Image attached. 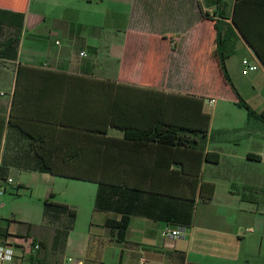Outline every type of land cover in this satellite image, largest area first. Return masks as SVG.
Here are the masks:
<instances>
[{
  "label": "crops",
  "instance_id": "crops-1",
  "mask_svg": "<svg viewBox=\"0 0 264 264\" xmlns=\"http://www.w3.org/2000/svg\"><path fill=\"white\" fill-rule=\"evenodd\" d=\"M52 1L0 0V49L5 48L9 37L19 35L15 46L17 57L11 56L12 50L8 51L10 55H0V184L14 182L11 175L14 171L20 177L17 187L26 183L23 180L25 174L39 173L51 181V185L38 192L31 183L32 197L40 199L43 205L46 197L51 193L54 197L57 193V183L68 185L72 197L56 201L75 207L77 215L66 245L57 252L60 257H52L41 248L43 233L33 232L34 224L27 218L19 221L21 230L16 232L12 229V221L9 222L14 219L2 215L0 244L11 241L20 250L22 237L33 236L41 247L30 254L27 252L24 264H264V166L261 165L264 162V133L253 146L243 150L238 149L237 142L228 145L227 136L218 141L219 145L213 146L211 116L207 137L199 143L205 152L218 151L220 159L217 162L203 159L199 178L214 182L213 197L204 199L199 193L195 196L192 221L184 225L180 236L172 237L164 231L167 226L183 224L140 211L131 215L126 238L119 241L112 235L106 220L119 218L121 214L114 209L97 208L96 181L35 168L38 163L35 148L39 142L33 135L43 137L48 134L50 123L45 120L48 115L67 113L75 117L80 113L79 87L74 85L82 79L34 76L27 68L20 76L18 74L19 65L41 67L192 94L204 98L205 110L207 98H214L213 103L218 104L208 86L213 75L231 85L220 65L215 20L220 10L231 14L237 0H223L221 3L217 0H107L110 5L93 8L84 13L86 18L83 9L72 4V0H60L64 10L52 17L44 7ZM104 1L88 2L100 5ZM256 5L251 4L250 12L240 15L249 28L264 34V12L255 11L264 8V3ZM20 12L24 13V20L18 28ZM3 17L7 21L2 22ZM49 17L55 21L54 28H39L42 21L51 23ZM71 23H80L81 27L71 29ZM29 36L32 44L24 48ZM240 50L242 59L248 57L257 61L258 68L264 72L261 58L243 34H240L234 54ZM102 51L105 55L100 59ZM231 56L227 59V66L232 81L248 78L250 71H243V63L242 67L232 70ZM107 134L123 137L124 130L110 126ZM249 153L260 156H249ZM225 155L231 157L230 170L221 173L219 167ZM137 158L146 164L156 159L155 156ZM178 167L173 163L169 169L160 171L156 178L168 177L170 169ZM208 169L210 176L207 178L204 174ZM151 174L150 171L140 173V177L149 179ZM9 177L12 181L8 180ZM186 185L182 190L184 197L178 198L179 201L168 194L146 196L149 211H159L154 204H164L169 209L187 205L185 201L192 196V185ZM83 189H89V196ZM4 219L8 221L4 222ZM29 222L33 225L28 229Z\"/></svg>",
  "mask_w": 264,
  "mask_h": 264
},
{
  "label": "trees",
  "instance_id": "trees-1",
  "mask_svg": "<svg viewBox=\"0 0 264 264\" xmlns=\"http://www.w3.org/2000/svg\"><path fill=\"white\" fill-rule=\"evenodd\" d=\"M222 1L217 0L218 3ZM263 1L237 0L231 14L219 11L215 26L220 65L237 96V104L246 107L250 117L264 120V110L258 111L241 95L227 66V59L236 51L240 34L245 36L264 64V34L249 28L240 15L249 13L251 4ZM255 11L264 12V8ZM19 15L18 28L23 24L24 13ZM1 20L7 21L4 17ZM79 26L80 23H71V29ZM18 41L19 35L9 37L5 48L0 49V55H10L8 51L12 50L11 56L16 58ZM25 68L30 69L34 76H75L82 79L74 85L79 87L80 113L75 117L67 113L44 116L50 123L48 134L43 137L33 135L39 142L35 148L38 159L35 168L96 181L97 208L114 209L121 214L119 218L109 217L106 220L112 235L119 241L125 240L131 215L136 212H147L175 224L188 225L193 217L195 196L199 193L204 199L213 197L214 182L199 178L203 159L213 162L220 159L218 151L205 152L199 143L206 139L211 119V115L204 110L203 97L41 67L19 65V76ZM57 124L71 127H59ZM110 126L123 129L124 136L108 135ZM252 155L260 156L249 153V156ZM138 156H155L156 159L146 164L140 162ZM173 163L179 166L178 169H170L168 177L156 178L160 171L169 169ZM149 171L151 178L140 177V173L148 174ZM186 184L192 185V196L185 201L187 205L169 209L164 204H154L155 208H160L159 211H149L146 196L168 194L179 201L178 198L184 197L182 190ZM43 215V225H56L52 248L57 251L63 249L75 223L76 208L54 200L51 193L43 200ZM27 224L28 229L33 225L30 222ZM41 242L43 247L46 246L44 240Z\"/></svg>",
  "mask_w": 264,
  "mask_h": 264
},
{
  "label": "rangeland",
  "instance_id": "rangeland-1",
  "mask_svg": "<svg viewBox=\"0 0 264 264\" xmlns=\"http://www.w3.org/2000/svg\"><path fill=\"white\" fill-rule=\"evenodd\" d=\"M88 1L89 0H72V4L83 9L84 18H86L85 14L93 8L99 9L101 7L110 5V1L107 0H105L100 5H96V3H89ZM60 2L63 1L54 0L44 5L50 16H57L64 10V5ZM52 17H49L51 22L50 24L48 21H42L38 27L48 29L54 28V25L56 24ZM31 44L32 38L29 36L25 39L24 48ZM36 44L37 43H34V46H36ZM104 55V51L100 52V59H103ZM242 57V50L231 56L229 64L232 70L237 69L238 66L242 67ZM213 76L214 77L211 79L208 86L210 87V94H215L218 104L216 101L214 103L210 102L209 98L206 99L205 104V110L212 116L211 133L214 136V139L211 141V145H219L220 143L218 141L222 137L227 136L229 140H226V143L228 142L230 143L228 145H233L235 142H237L239 143L237 144V147L240 150H243L248 146H253L255 141L261 137L262 133H264V120L259 117H250L248 115L247 108L237 104V96L231 85H229L225 79L218 77L217 75ZM248 76V78L245 76L246 78L244 80L237 78L235 85L237 86L241 95L255 109L262 111L264 110V72L260 67L257 70L250 71ZM246 124H248L247 127L245 126ZM224 159V162L219 167V171L221 173H227L230 170L229 162L231 157L225 155ZM261 165L264 166V162H262ZM209 172L210 171L208 169L204 176L208 178L210 176ZM11 175L13 178H15V181L12 183H3L6 187V190L0 195V217L3 215L6 217V219H14L9 220V222L12 221V229H14L16 232L21 230L19 221H23V219L27 218L34 224L33 232L36 234H41V232L43 233L42 238L46 242V246H42L41 248H44V250L51 253L52 257H56L58 255L60 257V253L58 254V251L53 249L51 246L52 235L55 231L56 225L51 224L49 226H41L43 223L42 201L36 197H32L33 186L31 183H33L36 190L40 192L47 189L51 185V181H48L47 178H43V176H41L39 173L25 174L23 176V180L26 183H23L22 186L20 185L17 187L20 177L15 171L11 172ZM67 186L65 184L57 183L55 185V190L57 193L54 195L53 199L59 200L60 198H65L66 196L72 197V190ZM83 190L86 195L89 196V189ZM6 219H4V222L8 221Z\"/></svg>",
  "mask_w": 264,
  "mask_h": 264
},
{
  "label": "built area",
  "instance_id": "built-area-1",
  "mask_svg": "<svg viewBox=\"0 0 264 264\" xmlns=\"http://www.w3.org/2000/svg\"><path fill=\"white\" fill-rule=\"evenodd\" d=\"M81 54H84V51H81ZM244 65L243 71L246 73L258 68L257 61H252L248 57L242 59ZM214 98H210L209 101L213 102ZM9 181H12V178H8ZM6 187L3 184H0V193H2ZM184 225H176L175 227L167 226L165 229V234L177 237L180 236L184 231ZM22 248L17 250L13 246L11 241H7L4 244H0V264H24L23 258L33 251L38 250L41 247V243L36 241L33 236H23Z\"/></svg>",
  "mask_w": 264,
  "mask_h": 264
}]
</instances>
